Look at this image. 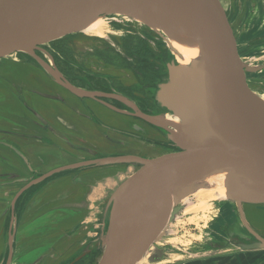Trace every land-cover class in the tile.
Segmentation results:
<instances>
[{"label":"water","instance_id":"water-1","mask_svg":"<svg viewBox=\"0 0 264 264\" xmlns=\"http://www.w3.org/2000/svg\"><path fill=\"white\" fill-rule=\"evenodd\" d=\"M116 14L144 19L155 32L163 26L153 28L146 20L178 23L204 60H193L192 71L169 51L157 101L163 113L179 122L172 119L168 125V115L148 119L168 133L178 152L154 159L126 156L98 162V166L139 167L105 204L106 219L95 241L102 251L97 264H139L146 257L151 264L162 261L167 254L155 245L166 236L189 189L220 169L227 170L224 185L247 235L229 245L243 251L264 249L263 233L250 225L243 211L245 204L264 206V100L251 90L247 78V73L260 71L242 61L222 0H0V59L25 54L51 75L36 54L39 48L83 34L88 24ZM161 30L167 35L165 28ZM63 86L83 96L82 91ZM24 131L27 146L37 145L30 141L34 135L43 139L37 127L29 125Z\"/></svg>","mask_w":264,"mask_h":264},{"label":"flooded vegetation","instance_id":"flooded-vegetation-1","mask_svg":"<svg viewBox=\"0 0 264 264\" xmlns=\"http://www.w3.org/2000/svg\"><path fill=\"white\" fill-rule=\"evenodd\" d=\"M128 25L130 32L116 42L113 38V43L91 38L76 44L81 38L74 36L39 48L37 56L57 77L41 66L38 69L44 74L32 73L28 79L2 68L5 89L16 99L13 104L22 106L25 117L12 108L0 112L4 120L0 127V152H4L0 154V264H17L11 257H15L19 236L34 245L41 241L37 235L42 228L26 227L34 225L42 198L54 203L51 210L56 209L61 190H55L76 186L87 190L81 197L87 203L94 186L139 167L98 166L100 160L126 156L148 159L156 158V151L161 155L178 152L168 133L148 121L168 115L157 101L169 58L164 39L147 27ZM83 50V55L75 53ZM18 57V64L40 65L34 59ZM64 84L82 91L83 96L73 94ZM26 117V125L37 127L43 137L41 141L35 135L30 138L37 145L25 143L27 135L20 123L27 121ZM59 169L62 171L55 175ZM47 189L48 194L56 195L46 196ZM74 193L69 197L76 196L78 201ZM69 197L61 196V200L71 203ZM28 233L34 237L26 241ZM42 261L44 257L39 256L32 264Z\"/></svg>","mask_w":264,"mask_h":264},{"label":"rangeland","instance_id":"rangeland-1","mask_svg":"<svg viewBox=\"0 0 264 264\" xmlns=\"http://www.w3.org/2000/svg\"><path fill=\"white\" fill-rule=\"evenodd\" d=\"M222 3L227 10L228 17L236 35L242 61L248 62L249 65L258 68L260 71L259 73H247L248 84L251 90L260 97L263 96L262 99L264 100V0H222ZM98 21L106 23L109 29H106V32L95 31V33L88 32L74 35L81 38V40H77L74 43L77 44L78 41H81L80 43L83 44L86 42V39L89 40L91 38L104 39L109 41V43H113V38L114 42H116V40L126 36L130 32L128 25L130 23L122 16L102 17ZM119 25H122V31H120ZM123 25H128V27H123ZM130 25L133 27L132 24ZM114 26L117 27L114 28ZM141 26L143 28L145 25ZM113 28L116 30H113ZM149 30L154 33V30ZM158 31L157 33L162 39H164V36H166L165 39L170 37L168 35L169 33L164 35V31L162 32L161 29H158ZM48 45L44 46L46 47ZM74 48L77 47L75 46ZM166 48L169 56V51L174 49L168 45ZM84 51H77L75 53L77 55H83L82 52ZM19 61L18 54L0 59V69L5 67L3 68L5 70L4 72L15 71L17 74H22L20 76L24 79H28L32 73L44 74L38 69L40 65L35 66L33 65L35 64L34 62L26 64L21 61L24 64L22 65V63H17ZM3 69L0 70V112L4 109L10 110L12 108L16 109L15 112L18 116L25 117L22 106L13 104L12 101L16 99L10 98L11 91L5 89L6 83L3 77H1L3 75ZM36 69H38V72L35 71ZM50 73L52 74L51 71ZM26 97H28L27 94L24 95V99ZM28 119L26 117L27 121L23 120L20 125L28 127L29 125H26L29 121ZM3 124L4 120L0 118V127H3ZM3 153L0 152V154ZM156 153L155 155L157 157L162 156L160 151H156ZM5 157L7 158V156ZM6 163L12 164L13 161H7ZM135 171V169H129L124 173H119L120 175L116 179H109L105 184L102 183L99 186H94V189L91 190V194L89 195L91 198L87 203L81 200V197H83L85 192L87 193V190L76 186H67L68 188H57L55 190L56 193L61 190V194L56 203L58 204L56 209L51 210L54 203L50 204L47 199L42 198L40 201L41 209L36 213V220L33 221L34 225L26 227L37 230L42 228L40 230L41 234L39 232L37 235V238L39 237L41 241H37L35 246L34 243L24 242L23 237L19 236L15 257H11V260H17V264L22 261L25 262L24 264H32L39 256H43L44 261L41 264H71L72 261L77 260H80L81 264H85L84 260L85 262L90 261L92 253L95 257L96 245L90 243L89 240L90 238L98 237L100 234L99 229L104 219H106V214L103 215L104 206L122 182L129 178ZM209 188L207 186L194 185L189 189L187 198L179 205L181 209L169 225L166 236L160 243L155 245L156 248H161L167 253V257L161 262L166 264L169 261H172L174 264L185 263L188 258L195 259L197 256H200L198 253L202 250L211 251L213 248L211 246L212 244L229 245L231 242L247 239V235L243 232L238 222L237 207L229 201V198L227 199L228 201L222 200L218 196L214 198L212 192H208L209 190L198 194V192ZM71 190L77 191V196L80 198L76 203H66L68 200L65 199L71 196ZM47 192H49V189L46 191V196L56 195L53 193L48 194ZM93 195H95V199H92ZM61 196H65V199L61 200ZM248 206L245 205V210H247L246 215L249 221L253 227L264 234V206H256L255 208H249ZM85 208H87V212ZM77 210L81 211L77 212ZM84 215L87 219L85 218L84 224L77 230V226L81 223L79 218ZM235 228L237 229L235 230ZM96 231H98V234H96ZM87 232L92 233L89 235L90 237ZM27 236L26 241L34 237L31 233H28ZM100 258L101 256L95 257L94 260L98 263ZM139 264H150V262L146 257Z\"/></svg>","mask_w":264,"mask_h":264},{"label":"bare ground","instance_id":"bare-ground-1","mask_svg":"<svg viewBox=\"0 0 264 264\" xmlns=\"http://www.w3.org/2000/svg\"><path fill=\"white\" fill-rule=\"evenodd\" d=\"M116 15H119V14H116ZM119 16H122L123 18H125V20L127 22H129L130 24H132L133 27H135L136 29H139L140 27H142L141 25L145 24L144 21H142L144 19H139V18L132 19L129 16H124V15H119ZM145 22H146V24H149V26H152L153 28L157 27V24L162 25L163 28H165L167 30L166 31L167 34H168V32L171 34V35L168 34L170 37L165 39V41L167 42V45L170 46L172 49H174L172 51L175 53V55L178 57V59L182 63H185L186 65H188L192 71L196 68L192 64L193 60H196V59L204 60V56H203L201 50H199L198 45L195 43V41L191 37H189L186 34V32H184V30L181 28V26L178 23H176V24L171 23L172 25H170L171 21H165V22L160 23V22H156L154 20H146ZM163 28H161V29H163ZM106 29H109V27L107 26L106 23H103L102 21L96 20L93 23L88 24L86 27H84V29H82V33H88V32H94L95 33V31H99V32L102 31L103 32ZM156 30L158 31V29H156ZM111 32L113 33V31H111ZM52 74H54V76L57 77L54 72H52ZM262 97L263 96H261V98ZM172 119H176V117H173V115L169 114L168 115V121L166 120L168 125H171V123L169 121H171ZM176 120H178V119H176ZM178 122H179V120H178ZM148 159H154V158H148ZM226 176H227V170L220 169V170H215V171L209 172L207 176L202 177V179L200 180L202 182L198 181L200 183L197 182L198 184H194V185H202L203 187L207 186V188L210 187L207 190L198 192V194L201 192H207L209 190L208 192H212L214 198H215V196H218L222 200H227L228 199V194H227L228 191L224 185V181L226 179ZM212 185H214V186L211 187ZM250 206L254 207L252 205H249V207ZM243 211H244L245 218H246V212H245L244 208H243ZM103 215H104V212H103ZM102 219H103V216H102ZM103 226H104V223L102 222L101 228ZM99 236H98V238H99ZM101 257H102V255H101Z\"/></svg>","mask_w":264,"mask_h":264},{"label":"crops","instance_id":"crops-1","mask_svg":"<svg viewBox=\"0 0 264 264\" xmlns=\"http://www.w3.org/2000/svg\"><path fill=\"white\" fill-rule=\"evenodd\" d=\"M8 143H10V142L8 141ZM71 192L73 194H76V193H74V190H71ZM76 198H77L76 196L69 197V200H72V203H76L77 202V200L75 201ZM92 199H95V195L92 196ZM255 207L256 206H254V208ZM243 208L245 210V205L243 206ZM246 211L247 210H245V212ZM246 214H247V212H246ZM85 218L87 219V217L85 215L83 217L81 216L79 218L81 220L80 224H82V225L84 224L83 222L86 220ZM246 219L249 221V218L247 215H246ZM87 233H88V236L90 234H92L90 232H87ZM96 234H98V231H96ZM97 238L98 237L93 238V239L90 238L89 242L92 244H95V240ZM72 240H74V239H72ZM75 242H76V240H75ZM211 246L213 247L211 249V251L210 250H206V251L202 250L198 253L200 256H197V258H195V259L188 258L185 261V263L183 262L180 264H264V249L244 250L243 251V250H239V248L234 247L232 245H227V244L223 245V244H219V243L218 244H212ZM215 246L218 248H216ZM160 262H159V264H166L164 262H161V263ZM168 264H174V263L172 261H169Z\"/></svg>","mask_w":264,"mask_h":264},{"label":"trees","instance_id":"trees-1","mask_svg":"<svg viewBox=\"0 0 264 264\" xmlns=\"http://www.w3.org/2000/svg\"><path fill=\"white\" fill-rule=\"evenodd\" d=\"M19 55H22L23 57H27L28 59H31V60H32L31 57H29V56H27V55H25V54H19ZM95 245H96V244H95ZM101 252H102V251H101L100 249H97V245H96L95 257H100V256L102 255ZM91 255H92V257H91V260H90V261L85 262V260H84V263H85V264H97V261L94 260L95 257H94V255H93V253H92ZM71 264H81V263H80V260H77V261H72Z\"/></svg>","mask_w":264,"mask_h":264}]
</instances>
